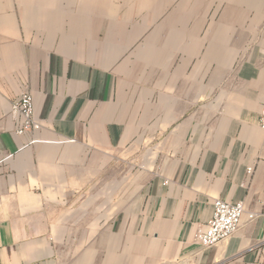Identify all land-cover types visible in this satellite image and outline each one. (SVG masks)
<instances>
[{"label": "crops", "instance_id": "0c3cea01", "mask_svg": "<svg viewBox=\"0 0 264 264\" xmlns=\"http://www.w3.org/2000/svg\"><path fill=\"white\" fill-rule=\"evenodd\" d=\"M103 2L0 0V264H264V0ZM129 51L158 73L119 85ZM216 200L245 212L204 249Z\"/></svg>", "mask_w": 264, "mask_h": 264}, {"label": "built area", "instance_id": "2783aa9c", "mask_svg": "<svg viewBox=\"0 0 264 264\" xmlns=\"http://www.w3.org/2000/svg\"><path fill=\"white\" fill-rule=\"evenodd\" d=\"M13 113L21 119V125L17 130L18 135H25L40 128L34 119V102L29 93H24L14 104ZM260 128L264 132V105L260 113ZM248 173L251 174L252 169H249ZM244 212L242 202L216 200L211 220L206 228L198 231L195 236L201 247L211 249L229 241L240 229ZM249 218L254 220L255 216L250 215Z\"/></svg>", "mask_w": 264, "mask_h": 264}, {"label": "rangeland", "instance_id": "374dc122", "mask_svg": "<svg viewBox=\"0 0 264 264\" xmlns=\"http://www.w3.org/2000/svg\"><path fill=\"white\" fill-rule=\"evenodd\" d=\"M130 1L131 2L129 3L128 0H118L117 9L114 12H111L109 9L110 3H104L103 2L102 3L101 16H95V19H92L91 22H95L96 25L98 23H100V25L102 27L109 26L110 22H116V25L118 26V28H125L126 26H129L132 19L129 18L128 15L131 14L130 7L134 6V3L132 2V0H130ZM135 5H136V3H135ZM98 17H100V18H98ZM133 27H134L133 30H136L138 28L137 26H134V25H133ZM155 28L156 27H154L152 29H155ZM150 37H153V36H150ZM119 53H122V52L119 51ZM127 53L129 56L128 59H127V57H128L127 56L125 58H119V61H118V67H117L118 77L117 78H118L119 85H122L125 87L127 84V86H128V84H130V83H127V78H128V82L130 80L135 81V82H139L143 72L146 73L148 69L150 71V74L156 75L158 73L159 68L156 65L157 56L155 57V61H154L155 65L150 66V67H144L141 64V59H136V57H135L136 54H140L141 52L129 51ZM151 53H155V55L157 54V52H151ZM197 70H198L197 71L198 75L199 74L202 75L205 73V67H198ZM189 71L190 70H188V73H189ZM150 147L151 146L145 147L143 150H141V152H139L137 154V156L146 155L147 151H149L148 148H150ZM137 156H135V157H137Z\"/></svg>", "mask_w": 264, "mask_h": 264}]
</instances>
